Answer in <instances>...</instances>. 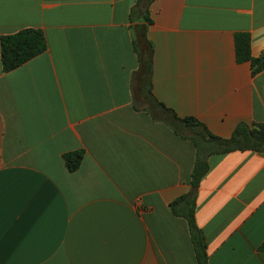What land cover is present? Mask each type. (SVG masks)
Listing matches in <instances>:
<instances>
[{
  "label": "crops",
  "instance_id": "0c3cea01",
  "mask_svg": "<svg viewBox=\"0 0 264 264\" xmlns=\"http://www.w3.org/2000/svg\"><path fill=\"white\" fill-rule=\"evenodd\" d=\"M135 3L0 0V36L31 27L46 43L0 66V264H195L168 206L190 189L194 148L136 93L133 27L155 99L227 137L264 122V0H151L147 21ZM236 33L260 70L236 61ZM206 162L193 213L208 264H264V151Z\"/></svg>",
  "mask_w": 264,
  "mask_h": 264
},
{
  "label": "trees",
  "instance_id": "16d2710c",
  "mask_svg": "<svg viewBox=\"0 0 264 264\" xmlns=\"http://www.w3.org/2000/svg\"><path fill=\"white\" fill-rule=\"evenodd\" d=\"M151 0H136L135 7L141 8L142 19L147 21V5ZM133 46L136 51L139 74V92L143 100L152 108H156L164 120L181 138L191 142L194 148V160L189 175L190 189L176 197L168 206L172 214L182 216L186 220L195 264H208L205 242L201 230L194 219V198L199 180L207 170L206 159L213 153H226L234 150L264 151V122H239L227 137L211 133L204 124L192 117H179L171 108L158 102L151 93V57L152 47L144 36L143 27H133ZM46 43L43 33L36 28L24 27L13 33L0 36V66L2 72L9 71L24 63L33 56L43 52ZM234 54L236 61H249L252 73L260 70L262 61L253 58L249 53V38L246 33L234 35ZM62 161L67 171L78 167L82 157L81 150L62 154ZM264 251V239L258 245Z\"/></svg>",
  "mask_w": 264,
  "mask_h": 264
},
{
  "label": "rangeland",
  "instance_id": "374dc122",
  "mask_svg": "<svg viewBox=\"0 0 264 264\" xmlns=\"http://www.w3.org/2000/svg\"><path fill=\"white\" fill-rule=\"evenodd\" d=\"M136 93H137V94H140V96H143V93H142V92L136 91ZM144 104H145L147 107H149L148 103H146L145 101H144Z\"/></svg>",
  "mask_w": 264,
  "mask_h": 264
}]
</instances>
